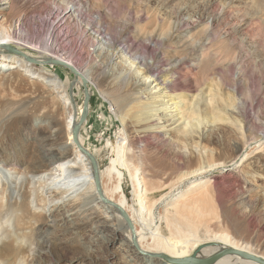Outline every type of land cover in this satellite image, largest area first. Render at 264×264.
Masks as SVG:
<instances>
[{
    "label": "bare ground",
    "instance_id": "1",
    "mask_svg": "<svg viewBox=\"0 0 264 264\" xmlns=\"http://www.w3.org/2000/svg\"><path fill=\"white\" fill-rule=\"evenodd\" d=\"M14 10L15 2L0 1V264H32L35 254L49 249L56 237L65 234L69 238L64 241L79 243L81 249L91 252L117 246L115 256L119 259L122 257L121 264H170L162 257L186 259L195 253L198 259L203 260L227 249L232 252L214 264H258L243 258V254L264 260L263 254L234 235L237 231L227 220L211 217L216 215L217 207L211 197H206L209 194L200 192L205 187L202 181L189 186L184 194H203V199L185 198V203L191 201L193 204H178L171 215L166 214L169 236L162 231L161 225L153 231L151 211L164 196L152 206L146 203L150 192L142 176L146 163L137 148L140 142L148 140L150 133L167 143L182 145L185 150L193 146L194 151L186 154L198 166L181 173L180 184L221 165L232 164V158L225 165L213 162L215 150L206 148L204 142L218 135L214 132H219L220 126L230 125L241 143H234L239 153L236 160L252 141L243 128L244 121H248V103L242 101L240 104V99H237L241 88L237 82L239 77L232 76V84L228 87L222 77L214 78L205 84L206 87H198L187 74H183V58L170 60L165 57L166 62L162 61L165 48H172L170 43L174 34L169 30L159 28L158 31L146 33V50L157 46V43L167 42L165 48L159 51L163 58L157 54L155 59L149 61L146 57L131 54L127 39L115 43L109 39L104 41L101 18L89 24L96 51L109 46L114 54L112 59H116L117 66L122 68L118 76L106 79L109 93H100L108 101L113 99L115 116L124 127L128 124L129 133L123 128L117 146L114 147L112 143L106 145L107 149L116 151L117 157L105 170L101 169L100 164L98 168L102 194L109 202L122 208L132 222L138 244L136 248L132 241L133 234L120 212L101 201L90 161L74 142L73 125L79 122L83 105L75 108L74 98L69 93L72 82L69 78L61 79L60 75L50 72L55 65L47 64L49 60L66 63L84 76L88 85H94L90 72L77 68L64 56L68 54L65 47L59 46L69 43V35L72 34L69 20L76 9L67 6L64 11L58 9L59 13L51 9L44 21L34 26L24 19L10 22L8 14H14ZM49 17H56L59 21L49 23ZM43 27L47 35H44ZM71 42L76 45L74 40ZM177 44L178 49L175 50L178 52L189 49L196 53L199 51L193 43L179 41ZM8 47L18 53L5 50ZM24 55L38 63H31ZM196 56L202 62L200 65L205 70L209 69L210 60L207 62L205 56ZM238 70L240 74V68ZM76 83L82 85L81 82ZM123 86L124 91L121 89ZM247 93L251 96L250 88ZM89 94L91 100L90 91ZM90 111L89 107L88 115ZM35 117L42 120L41 125L37 128L28 126L30 119ZM14 124L20 126L18 130L22 136L29 129L25 138L35 144L33 156L36 163H28L22 157L24 154L16 148L19 145L16 142L13 143L15 147L11 144L13 133L10 126ZM87 124L88 120L81 126L78 141L98 163L100 155L86 147L81 134ZM262 150L264 145L251 154L258 155ZM182 155L186 158L185 154ZM248 156L242 158L241 168L246 175L253 176L256 169L246 163ZM123 169L131 177L141 208L133 214L122 187L125 177ZM114 176L116 182L106 189L103 180L111 183ZM111 209L116 212L115 215L111 214ZM148 232L152 233L149 235Z\"/></svg>",
    "mask_w": 264,
    "mask_h": 264
},
{
    "label": "rangeland",
    "instance_id": "2",
    "mask_svg": "<svg viewBox=\"0 0 264 264\" xmlns=\"http://www.w3.org/2000/svg\"><path fill=\"white\" fill-rule=\"evenodd\" d=\"M10 1L15 2V13L8 14L10 22L15 23L24 19L32 26L40 25L51 9L57 13L60 10L64 11L67 6L69 8L74 6L76 9L69 20V30L72 33L71 36L69 35V43L59 46L65 47L68 54H64V56L68 57L77 68L84 72H90L91 78L93 77L94 85H88L92 94L91 111L87 119L88 124L81 134L86 147L100 155L98 164L102 170H105L111 160L117 157L116 151L107 149L106 145L112 143L116 147V144L121 140V132L125 129L128 134L129 130L128 124L124 127L116 118L113 99H111L112 102L108 101L100 93V91L109 93V91L107 92L106 79L118 76L122 68L117 66L116 59H112L114 54L109 46L105 50L96 51L91 38L93 33L88 27L93 20L101 18L100 25L105 31L104 41L109 39L111 43H115L127 39L129 42L126 44L131 46V54L146 57L149 61L155 59L157 54L160 55L159 51L165 48L167 42L157 43V46L146 50L148 43L146 33L158 31L159 28L169 30L171 34H174V38L171 37L173 42L170 43L172 48H165L164 58L160 55L163 58L162 61L166 62V58L170 60L183 58V74H187L193 84L198 87H206V83L209 84L214 78L219 79L220 77L225 80L228 87L232 84L234 76L239 77L237 82L241 88L237 99H240V104L242 101L248 103V121L246 123L244 121L243 128L252 141L245 148V154L242 153L236 160V155L239 153L236 152L234 143H239L238 145L241 143L230 125L228 127L220 126V131L214 132L218 135L213 138L211 136V139L204 142L206 148L210 147L215 150L213 162L225 165L233 159L232 164L221 165L219 168L180 184L181 173L192 171L198 166L194 159L188 155L194 151L193 146H189V149L185 150L182 145H180L181 148L177 144L167 143L162 139H157L154 133H150L148 140L140 142L137 148L142 152L141 158L146 163L142 174L150 189L149 195L145 199L146 203L152 206L164 196V200H159V203L151 211L150 223H153V231L161 225L162 231L166 236H169V229L165 223L166 214L171 215L174 211L173 208L178 204L181 206L193 204L191 201L185 203L183 201L185 198L203 199V194L198 196L195 192H188L191 195L187 196L184 194L189 186L197 181H202L205 183V187L200 192L209 194L206 197H211L217 207L216 215H211V217H223L232 229L237 231L234 234L236 237H240L247 245L264 255V150L258 155L251 154L255 149L264 145V0ZM73 2L82 5L79 6ZM61 20L63 21V18ZM55 21H59L58 18L49 19V23L53 22L52 24H54ZM42 29L44 35H47L46 29L44 27ZM72 39L76 45H72ZM179 41L193 43V46L199 51L196 53L189 49L178 52L175 49H178ZM99 53L102 55L99 56ZM196 55L205 56L207 60H204L207 62L210 60L209 69L205 70L200 65L202 62L196 58ZM232 59L234 60L232 61ZM50 72L60 75L61 79L69 78L72 83L75 79L72 72L63 67L55 66ZM249 88L251 96L247 93ZM121 89L124 91V86ZM73 98L75 108L83 105L85 94L83 87L78 83L74 85ZM107 98L109 99V97ZM41 122L42 120L38 117L31 118L28 126L37 128ZM19 127L18 124L10 126L11 131L10 129L9 131L13 133L11 144L16 142L19 145L16 148L24 154L23 159L32 164L35 161L33 156L35 144L25 138L29 129L26 134L22 132L25 134L22 136L18 130ZM182 154H185L186 158ZM244 156L249 157L246 163L256 169V176L246 175L242 171L241 160ZM122 171L125 175L122 187L128 198V207L133 214L141 210L138 204L139 200L129 173L124 169ZM113 179L111 183L107 179L103 180L106 189H110L116 182L115 176ZM110 212L112 215L116 214L112 209ZM152 232H148L149 235ZM67 238H69L67 234L56 237L52 247L50 244L49 249L35 254L32 264H121L122 257L119 259L115 256L117 246L98 248L97 251L91 252L88 249H81L79 243L64 241ZM60 239L62 240L60 241Z\"/></svg>",
    "mask_w": 264,
    "mask_h": 264
},
{
    "label": "water",
    "instance_id": "3",
    "mask_svg": "<svg viewBox=\"0 0 264 264\" xmlns=\"http://www.w3.org/2000/svg\"><path fill=\"white\" fill-rule=\"evenodd\" d=\"M7 50L9 52H12V53H18L13 48H9L8 47ZM24 57L28 61H30L31 63H35V64L38 63L36 60H33V59L29 58L28 56L24 55ZM47 64H53L55 66L63 67V68H66V69H68V70H70L72 72V74L75 76V79H74L73 83H71V85H70L71 86L70 87V95L71 96H73V86H74L75 82H81V84H82L81 86L83 87V90H84L85 99H84V102H83V111H82V114L80 116V120H79L78 123H74V125H73L74 142H75V144L77 146V149L84 156H86L88 161H90V165H91L92 170H93L94 182H95V185L97 187V190H98L99 196L101 198V201L104 204H107V205H110V206L114 207L118 212H120L121 216L123 217L124 221L126 222L127 227L129 228V230L133 234V238H132L133 244H134V246L136 248H138V244L136 242V236H135V232H134V228H133L132 222L130 221L128 215L126 214V212L122 208H120V207L116 206L115 204L109 202L104 197V195L102 194V191H101V187H100V175H99L98 163H97L96 159L94 158V156L92 154H90L87 150H85L79 144V141H78L81 126L86 122L87 116H88V113H89L90 94H89V91H88V81L75 68H73L72 66H69L68 64L63 63V62H61L59 60H49V62ZM231 252L232 251L229 250V249L223 250V251L218 252L215 255H212L211 257H209L207 259H203V260L202 259H198L196 253L193 254L192 256L186 258V259H171V258H169L167 256H163L162 258L164 260L168 261L170 264H214L219 258H221V257H223L226 254H229ZM140 253L144 254L143 251H140ZM242 257L247 259V260H252V261H254V262L258 263V264H264V260L263 259H259L257 257L251 256L249 254H243Z\"/></svg>",
    "mask_w": 264,
    "mask_h": 264
}]
</instances>
